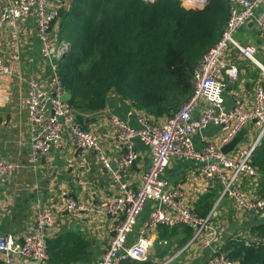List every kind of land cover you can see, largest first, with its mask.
Here are the masks:
<instances>
[{"label": "built area", "instance_id": "1", "mask_svg": "<svg viewBox=\"0 0 264 264\" xmlns=\"http://www.w3.org/2000/svg\"><path fill=\"white\" fill-rule=\"evenodd\" d=\"M180 1L187 8H201L205 0ZM72 2L0 0V74L17 78L25 85L24 104L31 159L36 160L60 149L68 137L76 148L94 152L115 192L103 195L90 206L70 196L51 203L34 201L31 205L35 216L32 227L20 238L11 233L0 235V263L18 264L19 257L47 264V239L57 216H75L81 211L92 210L110 218L107 248L94 264L147 260L153 246L151 236L160 225L190 226L193 232L185 248L199 243L208 249L202 264H241L239 260L231 259L218 241L215 206L206 215H198L189 205L180 203L181 188L170 183L164 172L173 157L199 162L197 177L202 181L217 179L221 185L217 201L228 197L237 210L264 215V195L245 196L238 183L240 179L258 175L251 157L264 136V64L257 58V44L243 43L234 36L249 24L264 36V0H228L229 16L221 35L196 64L192 74L193 93L176 112L154 119L138 111L137 126L109 113L108 125L97 130L83 127L77 121L76 111L68 101L61 99L66 90L58 76L57 60L69 43L57 36L52 26L58 9L63 7L67 10ZM29 16L35 22L39 56L43 61V81L25 71L22 36L23 24ZM239 59L252 62L260 74L252 85L250 103L243 105L235 101L227 107L225 77L230 83L235 81L239 71L236 61ZM5 123V119H0V124ZM210 125L220 127V134L212 138L203 136L200 147L196 148L193 135ZM248 125L258 130L255 138L246 145H238L223 153L221 147ZM106 140L120 147L118 156L107 154L104 148ZM137 140L147 148L150 161L138 185L133 187L124 180V173L139 159ZM20 166L17 162L0 158V182ZM147 203H150V209L146 221L133 236L138 217ZM245 244H249L247 239ZM177 255L161 264L168 263Z\"/></svg>", "mask_w": 264, "mask_h": 264}, {"label": "trees", "instance_id": "2", "mask_svg": "<svg viewBox=\"0 0 264 264\" xmlns=\"http://www.w3.org/2000/svg\"><path fill=\"white\" fill-rule=\"evenodd\" d=\"M228 10V0H207L201 8H187L180 0H73L61 17L58 36L69 47L57 60V72L77 121L85 127L88 115L103 110L111 93L154 119L176 112L193 93V70L220 37ZM251 163L264 176V136ZM214 198L212 191L201 194L193 210L206 215ZM249 230L259 238L245 244L231 234L221 247L241 264H264V221ZM156 233L157 241L168 240L167 247H181L192 228L160 225ZM47 247V264L93 260L91 241L78 232L49 237ZM121 264H152V259Z\"/></svg>", "mask_w": 264, "mask_h": 264}, {"label": "crops", "instance_id": "3", "mask_svg": "<svg viewBox=\"0 0 264 264\" xmlns=\"http://www.w3.org/2000/svg\"><path fill=\"white\" fill-rule=\"evenodd\" d=\"M61 17L57 16L52 26L57 36L61 28V22H58L57 19L62 21ZM23 28L22 54L26 61L25 71L43 81V69L41 68L43 61L39 56L34 18L29 16L25 20ZM244 29L250 35L247 36L249 38L246 42L259 46L257 58L264 64V36L257 32L253 24H249ZM236 63L239 71L235 81L230 83L225 77L224 96L227 107L235 101L248 105L251 99L252 85L260 74L259 68L250 61L239 59ZM24 96L25 85H22L17 78H7L0 74V119L6 120L5 124H0V158L21 165L0 182V235L11 233L15 238H20L34 224L35 216L31 205L36 200L51 203L70 196L78 202L90 206L103 195L115 192L108 174L97 161L94 152L76 148L68 137H65L60 149L36 160L31 159ZM109 113L118 115L133 126L138 125L136 120L138 110L133 107L131 101L111 93L103 110L88 115L85 128L97 130L99 127L107 126ZM252 131L250 125L246 126L244 138L238 145H246L252 139ZM219 134L220 127L210 125L202 132L193 135L194 145L196 148L200 147L203 136L212 138ZM136 146L139 159L124 173V180L133 187L138 185L141 174L150 161L147 148L138 140ZM104 148L111 157H116L121 153L120 147L110 141L105 142ZM199 165L200 163L196 161L173 157L164 172L170 183L181 188L180 203L189 205L192 209L201 194L212 191L216 197L221 189L217 179L202 181L197 177L196 169ZM238 183L240 189L242 186V188L249 187L253 190L254 195H251L241 189L245 196H262L260 194L264 190V176L261 173L258 172L255 178L240 179ZM149 209L150 203L145 204L132 232L133 236L144 225ZM254 215L255 219L264 217V215ZM216 218H218L217 212L214 219ZM57 219L59 222L55 221L53 228L49 231V237L66 231L80 233L91 241L93 260L89 263L77 262L74 264H94L108 245L109 216L95 213L92 210H84L75 216L59 214ZM216 224L219 229L218 241L222 244L226 236L231 234L226 235L228 229H224L225 226L221 222ZM222 232L225 234L223 235L224 239H221ZM151 237L153 245L155 241H162L168 245V240L157 241L156 231ZM173 245L175 244L173 243ZM196 246H199V252L195 250ZM188 248L194 250L195 254L192 256L193 260H190L191 264H202L208 255V249L203 248L199 243ZM152 257L154 254L149 258L152 259ZM17 263L38 264L19 257Z\"/></svg>", "mask_w": 264, "mask_h": 264}, {"label": "rangeland", "instance_id": "4", "mask_svg": "<svg viewBox=\"0 0 264 264\" xmlns=\"http://www.w3.org/2000/svg\"><path fill=\"white\" fill-rule=\"evenodd\" d=\"M58 22H62L61 19H57ZM235 38L237 40L242 41L245 43L247 39L250 36L248 33L245 31V29H240L238 32L234 34ZM238 62V60L236 61ZM252 138H255V136L258 134V130L253 129L252 131ZM247 186V185H245ZM241 189L251 195H254L253 190L249 189V187H243L241 186ZM218 196L214 198L213 204L215 206V211L218 213V218L217 222H221L225 227L224 229H228V234H237L240 236H244L248 241H253L258 239L259 237L256 236L254 233H252L249 230V227L251 224L256 223L258 221H264V217H258L255 219V215L252 213H245L241 210H237L234 207L233 201L228 198L224 197L220 201H217ZM59 222V219L56 220V223ZM223 232L221 234V239H224L223 237ZM188 242V241H187ZM186 242V244H187ZM163 244V245H160ZM181 247H176L175 245L171 244L169 247H167V244H164L162 241L154 243L153 247L151 248L150 255L154 254V257H152V264H161L163 263L167 258L172 257L173 255H177L174 257L171 261H169L166 264H191L190 260L192 259V256L194 254V250L189 249L187 246L185 248V245ZM161 246V247H160ZM168 248V249H167ZM199 246H196L195 250L199 252ZM161 250H165L166 252L164 253V256L160 257H155L158 256L159 252ZM182 250V251H181ZM164 257V258H163Z\"/></svg>", "mask_w": 264, "mask_h": 264}, {"label": "water", "instance_id": "5", "mask_svg": "<svg viewBox=\"0 0 264 264\" xmlns=\"http://www.w3.org/2000/svg\"><path fill=\"white\" fill-rule=\"evenodd\" d=\"M207 1V0H205ZM204 1V2H205ZM65 12V9L63 7H60L57 11V14H58V17H61L63 15V13ZM69 47V45H68ZM67 47V48H68ZM65 53V52H64ZM63 53V55H64ZM62 55V56H63ZM61 56V57H62ZM60 57V58H61ZM63 101H69L71 99V94L69 91H65L63 93V96L61 98ZM246 133V128H242L228 143L224 144L222 147H221V151L223 153H227L231 150H233L244 138V134Z\"/></svg>", "mask_w": 264, "mask_h": 264}]
</instances>
